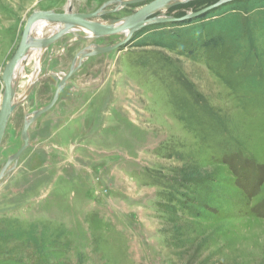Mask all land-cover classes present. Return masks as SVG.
Wrapping results in <instances>:
<instances>
[{
    "label": "rangeland",
    "instance_id": "374dc122",
    "mask_svg": "<svg viewBox=\"0 0 264 264\" xmlns=\"http://www.w3.org/2000/svg\"><path fill=\"white\" fill-rule=\"evenodd\" d=\"M110 1L72 0L73 12L113 10ZM195 2L167 15L218 0ZM67 6L0 0V107L28 18ZM207 13L80 56L55 104L30 124L29 147L7 165L24 122L51 103L76 55L124 34L78 30L29 51L13 78L16 99L38 80L0 151V173L11 170L0 180V264H264V0Z\"/></svg>",
    "mask_w": 264,
    "mask_h": 264
},
{
    "label": "water",
    "instance_id": "95a60500",
    "mask_svg": "<svg viewBox=\"0 0 264 264\" xmlns=\"http://www.w3.org/2000/svg\"><path fill=\"white\" fill-rule=\"evenodd\" d=\"M147 0H113L104 5L106 7L108 4L115 5L116 8L113 10H104L103 8L96 10L94 12L89 13H81V12H73L72 7V0H68V6L65 12L63 13H56V12H46V11H37L34 12L27 20L25 29L22 34L21 42L13 55V57L10 59V61L5 66V69L2 74V81L4 84V92L1 100V107H0V151H1V145L3 142V138L5 135V131L7 128V124L9 122V119L14 112L15 108L19 104L21 100H24L25 97L31 92L33 87L36 84V80L32 81V84L29 86V88L26 90V92L21 96L20 99H16V84L13 80L15 75L16 67L19 65L21 60H23L27 54L29 53L31 47H32V40L36 41L34 39L33 33L35 32V29L39 23L42 21L49 20L51 23L57 24V25H63L59 31L56 33L51 32V36L47 37L46 39H42L39 41L38 45L43 46V48H48L50 45H52L55 41L60 39L63 35L67 33H76L78 30H83L86 33L94 34L92 36H89L91 38L101 37V36H107V35H113V34H119L123 33L124 38L119 41L118 43L101 46H91V51H87L85 53V59L89 58L91 56L97 55L99 53L104 52H110L114 51L117 48L121 47L128 41H130L134 35L135 32H138L145 28L148 25L151 24H161V23H169V22H176V21H186L195 17L202 16L203 14L207 13L208 11L224 4L229 3L231 1L236 0H218V2L208 5L198 11L190 12L184 16L181 17H175L167 15V12L159 13L158 11L161 10L163 7H170L173 8L178 5H182L194 0H151L149 3L141 7L136 12L121 18V19H113L109 21L102 20V16L106 14L107 12H117L126 5L129 4H135L144 2ZM174 1V2H173ZM123 22V23H122ZM107 23H121L118 24V26H112ZM55 27V26H52ZM37 29V28H36ZM129 29V30H128ZM125 30H128L125 32ZM94 36V37H93ZM81 53V52H80ZM79 56V53L76 55L73 64L67 72L64 77L61 79V82L59 83L55 96L51 103H49L47 106L37 110L33 113V116L31 119H26L24 122L23 128H22V139L23 144L21 147L9 158V161L7 165L10 163H16L20 156L23 154V152L29 147L30 144V138H29V126L30 124L40 115L44 114L46 111L50 110V108L55 104L57 101L62 88L67 83L68 79L74 74L76 68L78 65L82 63L84 60H80L79 64L75 67L74 63L77 60ZM7 167H5L1 173H0V180L7 176V174L11 170H7ZM6 172V173H4Z\"/></svg>",
    "mask_w": 264,
    "mask_h": 264
},
{
    "label": "bare ground",
    "instance_id": "6f19581e",
    "mask_svg": "<svg viewBox=\"0 0 264 264\" xmlns=\"http://www.w3.org/2000/svg\"><path fill=\"white\" fill-rule=\"evenodd\" d=\"M174 1H178V0H174ZM173 1V2H174ZM195 1V0H194ZM169 9H171L170 7H163V8H161V10H159L158 12L160 13H163V12H166L167 10H169ZM50 21L49 20H46V21H42L41 23H39L38 25H37V27L38 26H41V27H36V28H34L35 29V33H33V36H34V39L36 40V41H33L32 40V42H33V44H32V47H31V49H30V51H38L37 49H39V50H44V48H43V46H42V44L41 45H38L39 43V41H41L42 39H46V38H42L43 37V28L45 27V26H49L50 25ZM123 23V22H122ZM107 24H110V25H114L115 27L116 26H118V24H121V23H107ZM53 26H55V25H57V24H52ZM63 25H57V27L56 28H54L53 29V27H52V29L53 30H51L52 32H54V33H56L57 31H59V29H61V27H62ZM129 30V29H128ZM128 30H125V32H127ZM91 35H94V34H91ZM51 36V35H50ZM95 36V35H94ZM49 37V36H48ZM39 40V41H38ZM87 51H81V53H79V56H78V58H77V60L75 61V63H74V66L76 67L77 66V62H78V59L80 58V56H83V57H85V53H86ZM27 57H28V55H27ZM24 60V59H23ZM23 60H21V62L19 63V65L16 67V68H19V66H21V63H22V61ZM15 72H16V70H15ZM32 116H33V114H32ZM32 116H30V117H28L27 119H31V117ZM29 133V132H28Z\"/></svg>",
    "mask_w": 264,
    "mask_h": 264
},
{
    "label": "trees",
    "instance_id": "16d2710c",
    "mask_svg": "<svg viewBox=\"0 0 264 264\" xmlns=\"http://www.w3.org/2000/svg\"><path fill=\"white\" fill-rule=\"evenodd\" d=\"M236 1H241V0H236ZM235 1V2H236ZM206 2V0H196V2L195 3H205ZM206 6H208V5H206ZM206 6H204V7H206ZM209 12V11H208ZM207 14H209V13H207ZM201 18H203L202 16H199L198 17V19H201ZM211 45H213V44H217L218 43V38H215V39H213V40H211Z\"/></svg>",
    "mask_w": 264,
    "mask_h": 264
}]
</instances>
